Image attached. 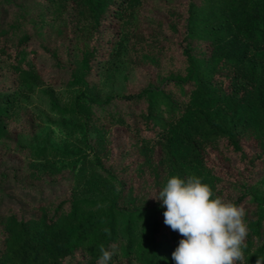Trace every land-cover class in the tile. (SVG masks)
Segmentation results:
<instances>
[{
  "label": "trees",
  "instance_id": "16d2710c",
  "mask_svg": "<svg viewBox=\"0 0 264 264\" xmlns=\"http://www.w3.org/2000/svg\"><path fill=\"white\" fill-rule=\"evenodd\" d=\"M121 59L141 81L99 101ZM37 84L84 148L17 143ZM11 143L31 159L0 175V264H175L151 197L173 175L243 206V264L264 261V0H0V162Z\"/></svg>",
  "mask_w": 264,
  "mask_h": 264
},
{
  "label": "clouds",
  "instance_id": "9594fccd",
  "mask_svg": "<svg viewBox=\"0 0 264 264\" xmlns=\"http://www.w3.org/2000/svg\"><path fill=\"white\" fill-rule=\"evenodd\" d=\"M162 201L164 223L181 236L172 252L175 264H243L242 246L248 236L245 209L219 196L200 178L173 175L151 196ZM97 264H110L116 253L99 248ZM256 264H264L257 259Z\"/></svg>",
  "mask_w": 264,
  "mask_h": 264
},
{
  "label": "rangeland",
  "instance_id": "374dc122",
  "mask_svg": "<svg viewBox=\"0 0 264 264\" xmlns=\"http://www.w3.org/2000/svg\"><path fill=\"white\" fill-rule=\"evenodd\" d=\"M126 80H130L133 83L141 81L131 64L121 59L117 69L103 74L94 97L101 101L108 95L120 94L125 90ZM72 90L70 87H63L59 89V93L65 96ZM14 99L16 113H21L22 117H24V121L16 127L18 144L35 148L47 141L55 147L68 152H74L77 148L85 147L83 144V133L76 126L75 119L63 116L51 107L44 85L37 84L35 90L29 94L18 92ZM31 118L35 119V127L30 129L29 126L25 127V125ZM123 137V131L117 130L114 138L118 140ZM12 145L13 147L11 145L9 147L10 153L7 159L0 162V175L5 176L7 168L16 167L19 164H23V167L26 168L31 159L23 154L15 143ZM70 160L71 157L60 159L58 163L59 165L68 166Z\"/></svg>",
  "mask_w": 264,
  "mask_h": 264
}]
</instances>
